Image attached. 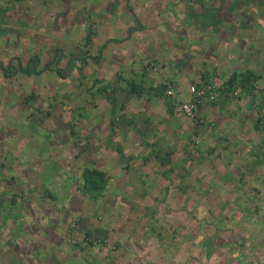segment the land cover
<instances>
[{"label": "rangeland", "instance_id": "obj_1", "mask_svg": "<svg viewBox=\"0 0 264 264\" xmlns=\"http://www.w3.org/2000/svg\"><path fill=\"white\" fill-rule=\"evenodd\" d=\"M238 2L0 0V264H264V5ZM128 25L147 31L104 47ZM35 56L39 73L26 75ZM247 68L261 78L256 101L221 91V70ZM154 73L174 88L167 107L198 129L154 140L165 167L140 135L122 138L143 106L116 93L125 125L112 135L113 107L92 89L120 75L146 86ZM196 86L216 91L191 119L176 107ZM211 105L216 119L203 116ZM87 167L109 180L97 202L82 193Z\"/></svg>", "mask_w": 264, "mask_h": 264}, {"label": "crops", "instance_id": "obj_2", "mask_svg": "<svg viewBox=\"0 0 264 264\" xmlns=\"http://www.w3.org/2000/svg\"><path fill=\"white\" fill-rule=\"evenodd\" d=\"M139 28L140 29H138V31H137V30H134L133 27L128 25L127 29L125 30L124 36H122L123 38L122 39L120 38V40L117 39L120 36H116V34L114 33V29L111 28L110 34H107V36H106L108 39H107V42H105L104 47L106 45H108L107 43L109 41L114 40V42H118V43L117 44L114 43L113 45H121V46L127 45V48H128V44H130V41L133 40V38H134V36H133L134 32L143 33L145 31H147L146 27L139 26ZM105 40L106 39H104V41ZM115 40H118V41H115ZM104 41H102V45H103ZM122 48H124V47H122ZM150 51L153 54L155 53L154 49H151ZM103 59H104V57L96 60V62L98 63L99 61H102ZM240 60L245 61L246 55H241ZM247 70L254 71L253 69H250V68H247ZM178 73H179V70L178 71L177 70L176 71L171 70L169 73H166L165 76H168V78L176 81L177 84H180V86H181L180 89L187 91L188 86H187L186 82L181 83V81L184 82V80H178ZM220 73L222 74L221 80H223V84H224L227 81V79L229 78L228 76H230V75H228V72L226 70H221ZM223 73H226V75H224ZM255 73H257V72H255ZM123 77H125V76H123ZM152 78H158V76L156 77L155 73L153 75L151 74V76H149V78H148L149 84L145 86L146 89H150L151 87L155 88L156 85L154 83L157 84V82H155ZM118 81H119V79H116V80L114 79V81H112V83H110V84L118 83ZM105 83H106V81H105ZM98 86L100 87V85H98ZM114 86L118 87L117 84H114ZM120 86H121V84H120ZM95 88H97V86H95V82H94L92 89H95ZM97 89H96V95H98ZM119 93L125 94V96L128 99H130L129 102L136 100V101H138L140 106H143V108L139 107L138 110H136V112H138L137 114L135 112H133L132 114L128 115V118L131 120L128 122H130L132 126H130V127H127L128 125L125 126L127 128V130H124L122 132V138L123 139H126L128 137V134H129L128 130H131L134 133H137L138 136L140 135L139 141L142 144L144 149L150 150L154 154L156 152V153L161 155L160 150H162V148H161L162 146L161 147L159 146V149H158V147H157L158 141L164 140L165 136H167V135H170V137H171V132L173 134L183 135L184 137H186L187 135H191V134H192V136L197 134V130H198L197 127L193 123H190V121L185 120V119H179L177 116H175L174 113L167 107V104L164 102V100L160 98V96H156V95H154V93L151 92L149 95H144L142 98L133 97L127 93V90L124 87L122 88L121 91L117 92V94H119ZM117 94H116L115 98L117 99V103H118L119 98H118ZM253 100L256 101V97L253 98ZM121 106H122V110L124 112V110H126V107H127L126 103L121 104ZM215 110H216V106L211 105V106H209L203 110V116H208L209 118L211 117V118L216 119L217 118V112ZM114 112H115V114H113L112 110L110 112L111 113V119H110L111 130L110 131H111L112 135H116L117 132L115 130L120 129L121 127H124L123 125H125V124L117 123L119 121V118H117L118 113L116 114V110ZM166 119L168 120V122L166 121ZM113 124H115V125H113ZM144 124L149 129H147V128L142 129L141 127H142V125L144 126ZM183 126H186L189 129V131H185L186 128H184ZM155 139H158V141H154ZM110 145H112V146H110ZM108 147H110L111 149H115L116 153H119L118 149L122 150L121 155H123V157L126 158V155L124 156V151L121 147H117L113 143H108ZM130 159H128V160H130Z\"/></svg>", "mask_w": 264, "mask_h": 264}, {"label": "trees", "instance_id": "obj_3", "mask_svg": "<svg viewBox=\"0 0 264 264\" xmlns=\"http://www.w3.org/2000/svg\"><path fill=\"white\" fill-rule=\"evenodd\" d=\"M254 2H257L260 5H264V0H247L243 3L244 5H246ZM89 38L88 42H90ZM25 73L26 75L32 76L33 74H35V71L32 67H30V69L25 71ZM260 79V76L252 70H247L243 73H235L227 79V81L224 83V88L220 90L222 92H224V90H227V92H238V90H240L243 94L252 95L256 90L255 84ZM98 85H100V87L97 89V94L104 97L110 103V105L113 107V114H115L114 108L117 105V99L115 98V94L121 91L123 87L127 90V93L130 96L138 98H142L144 95H149L151 92L154 93V95L156 96H163L167 89L163 85H156L155 88L151 87L150 89H146L145 86H141L140 83L128 80L122 75L119 76V81L117 83L118 87H115L114 84L110 83L105 84V81L95 80V86ZM197 87L200 88L199 86ZM252 97L255 98L256 94H253ZM168 106L171 110V105ZM77 118L78 117H76L75 120H77ZM260 125L261 120H258V122L256 123V128L260 129ZM75 128L76 126L72 125L70 129L72 131L73 136H77L76 130H74ZM118 152L119 154H122V150L118 149ZM155 156L161 161V165L163 167L167 165L166 159H162L160 154L155 152ZM165 177H168V173L165 175ZM82 179V193L84 194L83 196H86L94 202H97L104 198L105 192L107 191L109 184V180L105 172L95 167H87L83 172ZM48 195L53 197L51 194Z\"/></svg>", "mask_w": 264, "mask_h": 264}, {"label": "built area", "instance_id": "obj_4", "mask_svg": "<svg viewBox=\"0 0 264 264\" xmlns=\"http://www.w3.org/2000/svg\"><path fill=\"white\" fill-rule=\"evenodd\" d=\"M167 89L166 92L164 94L165 97H174L176 94L174 92V88L170 85V84H165L164 85ZM202 87L200 86V88L193 87L190 90V96H191V100L189 101V103L187 104H182V105H178L176 107V111L178 113L184 114L185 116L191 118V119H195L197 114H198V110L200 108V106L203 104V102L211 96H214L213 94L215 93L216 89L214 88H209V89H203L201 90ZM175 105V104H174Z\"/></svg>", "mask_w": 264, "mask_h": 264}, {"label": "flooded vegetation", "instance_id": "obj_5", "mask_svg": "<svg viewBox=\"0 0 264 264\" xmlns=\"http://www.w3.org/2000/svg\"><path fill=\"white\" fill-rule=\"evenodd\" d=\"M222 1H224V0H222ZM245 1H247V0H245ZM239 3V8H245L246 7V5H244V3L243 2H238ZM254 4H257V5H260L259 3H257V2H254ZM261 6V5H260ZM217 11H220V9H217ZM59 53H57L58 55H60V57L62 56L63 57V52L62 51H58ZM58 55L55 57V59L53 60V61H56V63L55 64H57L58 62H57V57H58ZM35 57H38V59L37 60H34L35 59ZM34 58H33V60H32V62H30V63H28L27 65H26V67L23 69L22 68V72L23 73H25V71L27 70V67H28V65H29V69H30V67L32 66V64H34L33 66L35 67V68H33L34 69V71H35V74H37V73H39L38 71H37V68L38 67H40L42 64H41V60H40V58H39V56H35ZM59 57V58H60ZM52 61V62H53ZM71 61H73V60H71ZM44 68H48V65H45L44 66ZM57 68V67H56ZM13 70H11L10 72L9 71H7L6 69H4V68H2L1 70L2 71H4L7 75L8 74H11V75H13L12 73H13V71L15 70L16 71V69L15 68H12ZM57 70H59V68H57ZM17 72V71H16ZM5 74V75H6ZM6 75V76H7ZM9 76V75H8ZM13 76H15V75H13Z\"/></svg>", "mask_w": 264, "mask_h": 264}, {"label": "water", "instance_id": "obj_6", "mask_svg": "<svg viewBox=\"0 0 264 264\" xmlns=\"http://www.w3.org/2000/svg\"><path fill=\"white\" fill-rule=\"evenodd\" d=\"M38 59V57H35V59L34 60H37ZM75 61H83V60H79L78 58H75ZM29 69V65H28V67H27V70ZM13 75H16L17 74V72L14 70L13 71V73H12Z\"/></svg>", "mask_w": 264, "mask_h": 264}]
</instances>
